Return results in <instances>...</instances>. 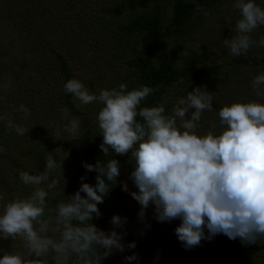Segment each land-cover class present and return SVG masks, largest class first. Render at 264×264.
<instances>
[{
    "label": "clouds",
    "instance_id": "obj_1",
    "mask_svg": "<svg viewBox=\"0 0 264 264\" xmlns=\"http://www.w3.org/2000/svg\"><path fill=\"white\" fill-rule=\"evenodd\" d=\"M233 8L239 10L240 18L232 28L235 35L223 39L229 53L246 55L253 46L264 47V36L253 40L251 35L264 26V8L255 0H235ZM251 87L257 97L264 98V73L253 78ZM64 89L82 105H103L96 117L103 138L99 147L105 157L130 153L134 164L130 179L138 189L130 195L141 205V219L150 204L160 222L179 218L175 233L186 248L220 233L231 240L240 238L243 244L264 239V103L223 106L218 110L219 133L198 134L202 113L213 110L212 95L199 86L179 98L171 114L165 113L164 104L139 107L154 91L147 86L127 91L121 84L118 90L103 89L96 95L79 80L70 79ZM15 111L22 113L24 120L31 115L23 104ZM63 111L67 115L68 110ZM0 121H6V128L19 136L29 131L8 119L6 113L0 115ZM79 127V118H73L64 130L75 136ZM5 151L0 147V153ZM48 153L39 174L19 172L23 184L35 187L32 194L3 204L0 239L19 238L27 251L5 252L0 264H48L49 257L55 264H68L70 258H74L73 264H100L113 250L123 252L122 235L115 228H122L127 218L114 215V228L108 233L90 222L94 214L97 218L101 215L97 205L104 202L110 184L116 183L120 162L109 158L106 163H84L88 172L97 173L95 185L84 183L81 177L79 189L56 205L53 220L45 216L46 197L60 186V180L50 173L61 169L62 163ZM122 189L128 191L126 183ZM135 246L134 242L127 245ZM125 259L137 257L133 254Z\"/></svg>",
    "mask_w": 264,
    "mask_h": 264
},
{
    "label": "trees",
    "instance_id": "obj_2",
    "mask_svg": "<svg viewBox=\"0 0 264 264\" xmlns=\"http://www.w3.org/2000/svg\"><path fill=\"white\" fill-rule=\"evenodd\" d=\"M70 1L72 3L67 4L66 11L73 15V22L81 20L75 28L81 29L77 30V35L82 39L73 41L69 39L65 44L67 47L65 49L61 47V51L56 48L48 51L49 41L45 42L37 32L42 23H37L33 17L28 20L21 18L17 20L19 22L13 19L10 21V25L18 24L25 28V33L31 35L33 51L40 52L38 55L35 51L37 58L38 56L42 58L46 51V56L54 61L53 64H49L50 68L52 70V66L55 65L56 71L50 70L47 75L41 74L35 82H32L30 77L26 79V74H22L19 80L18 76L11 73H14L15 69L20 72L19 68L25 67L24 64L20 63L16 55L10 60L11 52L2 50L0 46V115L6 113L7 118L15 124L29 129L25 136H19L15 131L6 128V121H0V147L6 149L4 153H0V196L4 198L0 200L2 210L0 215L3 214V204L11 202L15 197L26 198L24 192L35 190L34 186L23 184L19 179V172L39 174L45 168L48 152H51L58 164L63 165L66 151L75 152L77 157L80 154L74 151V148L77 146L80 152L82 151V157L75 162L65 183L60 182V186L49 191L46 197L48 208L45 214L51 217L56 205L66 198L64 192L71 191V196L79 189L81 177H84V183L95 185L97 173L88 172L83 167L84 163L94 165L98 160L106 163L109 158H113L120 162V171L125 172L124 177L127 171L132 168L134 170L130 153L125 155L113 153L111 157H105L102 153L99 145L103 138L96 119L100 110L97 109L98 106L95 107L93 114L92 110H85L86 108L80 106L72 94L65 92V83L70 79H77L76 72L83 70L91 74L98 72V81L103 83L102 89L106 90H118L121 84L126 85L127 91L138 90L142 86L150 87L154 90L153 93L142 100L139 107H156L164 104L167 110L174 105V94L185 97L188 91L200 87L203 78L219 75L223 69L221 64H212L214 56L217 55L213 51L181 52L170 47L174 40H188L196 36L202 30V27L200 29L199 27L205 21L204 14L211 15L214 7L231 0H93L95 6L85 2L81 8L77 7L78 0ZM168 3H172L173 15L166 13ZM6 9L11 11L14 7L8 5ZM124 15L127 16L128 22L118 20ZM4 46L8 48L5 42ZM76 51L82 54L77 60L74 57ZM234 64L257 71L264 70V47L253 46L246 55L234 56ZM220 77L223 83L228 82L227 75ZM52 80H56L59 86L51 89ZM171 91L173 95L170 94ZM169 98L171 99L168 100ZM21 104L30 110L31 115L27 120L21 118L22 113L15 111ZM64 109L68 110L67 115ZM73 118H79L78 132L75 136L70 133L68 136L64 135L68 133L64 130L65 126L69 125ZM137 120L142 122L139 117ZM70 145L74 147L70 149ZM59 170L60 168L55 169L50 176L58 179ZM124 177L119 175L116 183L110 184L111 189L104 197V202L97 205L101 215L97 218L94 214L90 221L108 233L114 228L111 224L114 215H119L122 219L127 218L122 228H115L122 235L124 251L113 250L111 255L100 261V264H131L125 257L130 256L137 247L144 250L141 259L148 255L149 262L153 259L152 264L177 263L176 257L182 250L181 241L169 240L166 234L165 238L162 237L160 221L155 219L153 204L144 210L151 223L148 226L150 237L145 241L136 238L139 244H135L134 248L127 247L134 242L133 238L137 237L133 235V228L136 226L135 220L139 217L141 207L138 213L136 207L132 208L133 198L130 193L133 191L129 189L124 191L119 183ZM132 216L135 217L134 222H131ZM205 230L208 231L207 227ZM209 240L215 247V252L208 255L209 257L201 264H264V239L258 240L255 244H243L240 238L231 240L220 233ZM19 241V238L13 242L11 238L1 241L3 246H0V258L6 250H10L11 254L26 253L23 245H18ZM100 251L103 252L105 249L101 248ZM73 260L74 258H70L68 264H73Z\"/></svg>",
    "mask_w": 264,
    "mask_h": 264
},
{
    "label": "rangeland",
    "instance_id": "obj_3",
    "mask_svg": "<svg viewBox=\"0 0 264 264\" xmlns=\"http://www.w3.org/2000/svg\"><path fill=\"white\" fill-rule=\"evenodd\" d=\"M85 2L87 4H93V0H78L77 4L79 6L77 7H83L81 5L85 4ZM234 2L235 0H231L221 6L214 7L212 9L214 11L209 16L208 14H204L205 21L202 22L199 27V29L202 27L201 32L199 31L196 36L191 37L192 39L174 40L170 47L173 50H180L181 52L197 50L213 51L217 55L214 56L212 64L223 65V69L220 71L219 75L208 76V79L203 78L201 81L200 87L202 89H206L212 95L213 110H206L202 113V118L198 126V134H204L207 131L219 133L221 130L218 117L219 108L231 105L235 102L257 101L263 103L264 100V98L257 97L251 87V81L253 78L260 73H264V70L257 71L246 66H238L234 64V56L229 53V50L223 44V39L230 38L232 35H235V33L232 32V28H234L236 21L240 18L239 10L233 8ZM68 3L70 4L72 2L70 0H0V12L3 10V12L0 13V46L2 47V50L4 49V51L11 52L9 56L10 60H12V56L16 55V58L20 60V63H23L25 66H20V72H17L15 69L14 73H11V75L18 76L20 80L22 74H26V79L30 77L32 82H35L39 79L41 74L47 75L51 70L49 64L54 63L49 56H46V51L42 58L40 56H38L39 59L37 58L35 51L38 52V55H40V52L37 50L33 51V45L30 43L31 35L26 34L25 28L21 25H10L11 19L19 22L17 20H21V18L22 20H28L33 17L37 23H42V27L39 26L37 32L44 38L45 42L49 41L50 47L48 48V51H52L54 48L61 51V47L64 49L67 47L65 44L69 42V39L70 41L82 39L80 35H77V30L81 29L75 28V25L81 20L77 22L72 21L73 15L71 16L70 13H67L66 11L68 9ZM255 3L264 8V0H255ZM6 5H13L14 9L7 11ZM95 5L96 4H93V6ZM168 5L169 6L166 8L167 15H173L172 3H168ZM27 7L28 9H26ZM57 17L60 19H56ZM118 20L120 22H128V18L125 15ZM94 30L98 31L99 29ZM114 32L117 33L116 29H114ZM251 35L253 40H259L261 36H264V26L257 28ZM110 41H113V39H110ZM4 42L8 45V48L7 46H4ZM251 49L252 47L249 51H251ZM74 54L75 60L81 58L82 54L80 55L79 52L76 51ZM51 71H56L55 65L52 66ZM97 73L98 72L91 74L88 71L83 70L76 72V76L77 80L82 82L90 93L99 95L100 91L103 90V83L98 81L99 75ZM226 75L228 82L223 83L220 76L226 77ZM57 86L59 85L56 80H52L51 89H54ZM172 92L173 91L170 92L171 95H173ZM173 97L175 104L182 96L174 94ZM170 99L171 98L168 100ZM77 103L83 108H86L85 110H92L93 114H95L94 110L96 106H98L97 109H101L103 107V105L99 102L82 105L77 99ZM172 108L165 110V113H171ZM65 134L68 136L69 133H64V135ZM73 147L74 146L70 145V149ZM74 151L80 154L79 157H82V151L80 152L79 147L76 146ZM79 157L76 156L75 152H65L64 163L59 170L60 177L57 175L58 179H61V183H65L67 175L70 174V170L73 168ZM132 171L133 168L130 171H127L126 177H124L125 172L121 170L120 175L124 178L120 180L119 183L121 185L126 183L129 191L132 190L134 192L138 191V189L134 187L135 185L132 179H130ZM32 192L33 191L24 192L23 194L28 197L32 194ZM63 192H61V194L65 193L66 198L70 197L71 191ZM131 203L132 208L136 207L138 213L141 205L134 199ZM1 213L2 210L0 207V214ZM45 216L49 215L45 214ZM52 218L54 220L55 211L52 213ZM134 219L135 217L132 216L131 222H134ZM143 220L146 221L144 222ZM135 222L136 226L133 228V235H137V237L133 238V241L135 244H139L136 238H139L141 241H145L150 237L148 234V226L151 225V223L146 215L143 219L138 217ZM180 223L181 220L178 218L171 221L159 222L162 237L165 238L164 234H166L167 239L177 242L179 239L175 233V229L180 225ZM204 233L205 237L209 235V232L205 230V228ZM4 240L5 239H0V242ZM13 241L14 240L11 239V242ZM180 244L182 250L176 257L178 259L177 263L174 264H201L203 260L209 257L208 255H212L215 252V247L211 244L209 239H202L199 245L191 248H186L183 242ZM18 245H23L22 241H19ZM0 246H3V244L0 243ZM216 248L219 247L216 246ZM142 251L144 250L141 247H137V249L133 252L137 259L130 260L131 264H145L149 262L148 255L145 256L144 259H141ZM5 252L9 253L10 250H6ZM133 253H131L130 256H132ZM152 263L153 259L149 262V264ZM48 264H55L51 257L48 258Z\"/></svg>",
    "mask_w": 264,
    "mask_h": 264
}]
</instances>
